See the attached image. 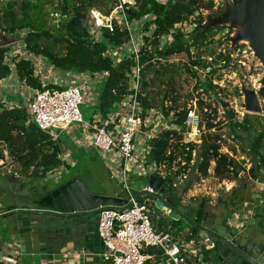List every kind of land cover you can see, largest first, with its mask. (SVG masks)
<instances>
[{
	"label": "built area",
	"instance_id": "2783aa9c",
	"mask_svg": "<svg viewBox=\"0 0 264 264\" xmlns=\"http://www.w3.org/2000/svg\"><path fill=\"white\" fill-rule=\"evenodd\" d=\"M157 1L164 4L168 0ZM125 5L132 6L134 1L116 0V6L107 15L91 9L85 15L83 23L86 24L92 43L101 41L103 30L113 33L116 27H120L127 33V40L124 43L108 46L102 54L103 57L111 59L113 66L122 59L133 62L127 75L126 92L112 104L110 111L102 113L94 110L91 118L84 121L79 108L81 104L87 102L89 105H96L99 94H90L89 86L99 79L103 80L107 75L104 71L62 72L46 61L47 71L68 75L67 78H63L64 86H57L56 89L54 85V88H49V85H53L51 79H43L45 73L37 66L42 57L25 51L22 42L26 30L18 31L15 36H11L12 41L9 44L11 48L9 47L4 56V64L10 71L7 76L0 79V110L24 107L25 124H35L40 131L48 134L52 141L58 138L59 131L69 126H80L83 129L88 140L87 147L100 155L109 180L119 188L113 196L126 201L123 206L101 207L97 211V235L105 249L104 261L108 264H207L205 255L215 250L214 238L204 232H198L191 239H187L190 232L185 228L188 235L180 238L179 234L182 231L170 224H166L165 229L156 228L150 217V208L158 209L154 201L143 194L151 189L143 187L136 191L130 187L131 182L141 178L148 179L152 175L161 178L172 188L180 186L184 188L192 183L193 177L201 176L198 168L202 160L201 137L214 131V128L206 129L205 121H202L196 109L191 107L184 109L185 114L182 115L180 123H177L179 116L177 114L180 111L171 109L167 112V109L153 110L143 106L141 97L145 95L142 91L143 64L140 63V56L145 47V38L152 39L154 30V25L151 24L145 31V23L154 17L144 16L129 21L125 14ZM54 15L65 20L67 18L58 13ZM189 20L176 24L168 33L159 36L158 48L171 43L177 30L187 40L194 28L192 25L190 29ZM16 43L20 46L18 49L14 46ZM20 60L31 62L34 75L41 82V89H33L24 79L18 78L15 64ZM210 70L211 68H208L204 71L203 76L211 72ZM202 84L198 85V89L206 91ZM17 92L21 95L20 103L6 98ZM196 98V101H202ZM209 116L210 122L214 124L218 122L217 118H212L214 115ZM231 120L232 123H241L243 116L234 115ZM164 132L170 133L168 147L164 158L157 162L150 158L151 142ZM230 137L234 138V135L231 134ZM217 143L221 145L220 139ZM5 152L6 150H3V158L0 159V175L21 180L23 178L21 167L14 159H9ZM220 152L222 151L219 149ZM226 152L232 156L228 150ZM57 158L60 164L45 172L44 179L51 181L58 179L66 171L67 166L74 165L68 151L59 153ZM227 168L233 171L234 165H228ZM249 169L250 166L247 167V170ZM0 264L21 262L16 254L6 253L0 255Z\"/></svg>",
	"mask_w": 264,
	"mask_h": 264
},
{
	"label": "rangeland",
	"instance_id": "374dc122",
	"mask_svg": "<svg viewBox=\"0 0 264 264\" xmlns=\"http://www.w3.org/2000/svg\"><path fill=\"white\" fill-rule=\"evenodd\" d=\"M25 1L26 0H0V12L3 13L4 7L7 6L8 3H14L16 6L15 11L17 12V7L25 3ZM31 1L40 6L38 10L40 11L41 17L45 20L47 30L50 33H53L55 29L62 28V26L65 25L66 20L64 18L52 13V9L60 5L58 0ZM210 1L213 3L212 9L200 10L202 11L203 24L205 22L212 23H210L212 31L209 43L206 46H200L198 48L192 47L190 49L191 59L202 61L203 67H193V71H197V74L195 76L192 74L190 71L191 68L188 67L190 66L187 60L188 57L184 53H181L172 56L167 62L161 61L155 57L154 62H151L153 69L143 75V81L147 82L143 94L146 95L147 93L149 108L153 110L167 109V112L172 109L181 112L185 108L191 107L194 110L196 109L201 120L204 119V116H207L203 114L205 112V114L216 115V121H218L217 123H219V125L214 128V131L209 132L208 135H213L215 133L222 135L220 137L221 155L238 165L239 177L235 182V188L227 192L230 193L233 191L235 193L234 196L227 195L225 191L229 189L228 180H219L215 177L212 172L213 166H211V164L209 169L210 172L208 171L209 173H207V176L193 177L191 180L192 183L189 184V188L186 191L182 192L183 187L181 186L176 188L171 187L177 198L184 201V205H186L187 202L189 203L188 206H183L186 207L188 211H191V209H194L200 203H204L206 208L211 207L212 202H217L216 204L220 205L222 201L226 203L227 201H233L232 205L234 206L242 205L246 200L245 193H247V198H249L250 193L248 191L250 186L255 182L258 176L257 170L255 169H258L257 166L261 165L260 161L264 160V96L262 94V90L264 89V66L259 57L255 55L250 41L246 39H236L244 28L243 24L230 21L223 23L213 22L216 17H212L214 16L211 15L212 12L223 9L224 7L227 8V1L233 2L238 0H201V5L208 6ZM104 9L105 8L102 7L100 10L104 11ZM58 15L60 14L58 13ZM188 23L190 29H192V25L195 26L192 19L189 20ZM2 27L0 26V36L6 37L8 41H12L11 35L3 33ZM42 45L54 52L62 51V45L55 43L52 39H43ZM14 46L17 49L20 47L17 43ZM9 47L11 48V45H9ZM148 47L150 51H153V46L149 45ZM208 68H211V72L203 76L202 73L207 71ZM205 80H210L212 83L213 88L209 91L198 89V85ZM56 89H58V87H56ZM244 91L253 92L257 110L251 111L246 108ZM163 95H166V97L163 98ZM196 97L202 100L203 105L200 106V101H196ZM221 103H226L227 108H222ZM79 108L84 117V121L91 117L92 111L90 110H96L95 107L87 103L81 104ZM213 110L215 113L212 112ZM227 110L233 111L234 115L247 117L249 125L246 127L250 126L249 129H252L250 135L261 140L257 148L258 156L251 149L255 140L248 138L247 132L244 129H239L237 131V136L229 130L231 129L232 118L227 116ZM231 134L234 135V138L230 137ZM60 141L67 145L69 150L73 152L74 159L76 160L74 165L70 167V173L66 178L78 174L79 178L94 194L111 196L119 190L116 184L109 180L104 164L97 152L92 150L83 152L81 148L74 144L70 136L66 135L64 132L61 134ZM0 148H4V145L1 144ZM227 150L232 156L227 154ZM5 153L8 154L9 159H12L7 150ZM261 163L262 165L260 167L264 170V162ZM249 166L250 170H254L253 174L250 171L247 172V167ZM23 175L24 177L28 176L24 174V172ZM31 178V181H33L37 177L31 175ZM263 181L262 179L261 182ZM48 182L50 184L51 180ZM49 184L39 181L37 184H33L37 185L35 186L36 190H29L35 187L30 183H23V193L18 196H12L7 191L9 189V184L6 182L5 177L0 176V188L5 189V192H7L0 195V202L3 207L12 208V212L14 210L13 208L20 207L21 205L35 206L34 200L37 201L40 199L37 192L49 187ZM261 188L257 187L256 183H254L253 189L255 191H260ZM234 211L235 210L231 206H227L225 219L229 223H238L239 221L234 219V215L232 214ZM261 214L264 213L259 211L258 215L261 216ZM12 215L13 214L10 216ZM161 215V211L150 208V217L153 225L158 229H165L167 225H161L158 221L154 220V217L159 218ZM43 216L50 217L48 215ZM7 217L9 216H5L4 220L7 219ZM94 217L95 214L90 216L89 220L92 222ZM44 224L49 226L56 225L62 228L66 235L68 231H71L74 227V220H72V218H60L56 216L55 219L48 218L44 221ZM182 226L188 228L186 224ZM184 228L179 229L182 231L179 234L180 238L188 235V232H186ZM247 229L252 231L258 229L256 232H261L255 235V237L258 238V236L263 233L264 225L252 222ZM230 231L235 235L239 234L236 231Z\"/></svg>",
	"mask_w": 264,
	"mask_h": 264
},
{
	"label": "trees",
	"instance_id": "16d2710c",
	"mask_svg": "<svg viewBox=\"0 0 264 264\" xmlns=\"http://www.w3.org/2000/svg\"><path fill=\"white\" fill-rule=\"evenodd\" d=\"M57 7L52 9V13H59L61 16H67L65 25L62 28L55 29L53 33L47 30L46 22L41 17L39 5L32 3L31 0H26L25 3L20 4L15 11V4L8 3L4 7L3 13L0 12V26L3 33L15 36L18 31L26 30V36L23 38V44L27 53L35 56H41L46 59L50 64L62 72H101L107 73L99 87V97L95 105L96 110L106 113L111 110L112 104L118 100L127 89L128 74L133 62L129 59H122L113 66L111 59L103 57V53L108 46L124 43L127 40V33L124 29L116 27L113 33L103 30L102 39L100 42L92 43L89 40V34L86 24L79 26L71 21V18L76 14L87 15L91 9H96L102 14L107 15L115 6L116 0H58ZM134 5H125V14L129 21L138 20L144 16H153L154 19L145 23V31L153 24L154 30L152 39L145 38V47L140 56V63L144 65L142 69L143 75L152 70V63L154 58L157 57L161 61L167 62L174 55L184 53L188 57V66L192 74L195 76L197 73L193 71V67H203L202 61L191 59L192 47L198 48L206 46L211 37L212 26L210 23L203 24V16L201 9H212L213 3L209 2L208 6H202L201 0H168L166 3L161 4L157 0H133ZM104 7V11L100 10ZM226 8L219 9L212 12V17L222 14ZM193 20L194 28L185 40L179 30L173 35V41L165 44L163 48H158V37L165 35L176 24ZM147 20V19H146ZM208 21V20H207ZM53 40L55 43L62 45V51L54 52L48 48L43 47L42 40ZM190 40V44L188 43ZM153 46V51L148 49V46ZM9 50V46H0V79L9 74L10 69L4 64V56ZM159 60V61H160ZM15 71L19 79H24L25 83L33 89H41V82L38 77L34 75L33 65L29 60H20L15 64ZM142 78V91L145 90L146 81ZM203 88L208 91L211 90L212 84L210 80H205L202 84ZM49 88H54V85H49ZM166 95H163L165 98ZM8 100H17L20 103L19 97L8 95ZM144 107H149L147 102V93L145 97H141ZM200 106L203 105L202 101L199 102ZM226 109L227 104L221 103ZM210 107V106H209ZM215 113V111H212ZM227 116L233 118L234 113L227 110ZM206 113V112H205ZM204 116L202 121H205L206 129H213L219 123L210 122L209 114ZM185 110L178 113L177 123H180L182 115ZM216 118V115L212 117ZM26 110L24 107L14 110H0V159L3 158V150H7L9 156L14 159L21 167L24 174H30L37 178L43 177L45 172L55 168L60 164L57 158L60 153V145L52 141L48 134L43 133L38 129L35 124H25ZM247 117H243L241 123H232L231 132L237 136L239 129H244L250 139H254L252 144V151L257 154V148L260 144V139L250 135V126ZM170 133L164 132L157 139L151 142L150 158L160 162L164 158V153L168 147V139ZM220 136L217 134L203 135L201 142V162L198 166L202 176H207V170L210 161H215L213 174L219 180L233 179L238 175V165L235 162L229 161L225 156L219 153L220 144L217 140ZM260 161V164L262 165ZM234 165V170L229 171L227 166ZM258 165L257 174L262 168ZM69 168V167H67ZM240 168V167H239ZM254 172L249 169L248 172ZM254 176V175H253ZM255 177V176H254ZM189 188L187 184L182 192ZM205 211V204L200 203L194 209L189 211L188 217L198 222L203 212ZM192 214V215H191ZM193 219V218H192ZM186 224L190 235L187 239H191L198 234L199 231L189 226L182 220L170 223L173 228L178 227L183 229L182 225ZM166 225V224H162Z\"/></svg>",
	"mask_w": 264,
	"mask_h": 264
},
{
	"label": "crops",
	"instance_id": "0c3cea01",
	"mask_svg": "<svg viewBox=\"0 0 264 264\" xmlns=\"http://www.w3.org/2000/svg\"><path fill=\"white\" fill-rule=\"evenodd\" d=\"M41 61L39 60L37 66L38 69L45 73L43 74L42 78H45L47 80L51 79L52 84L56 87L64 86L65 81H63V78H67L68 75H61L59 73L56 74L55 71H47L48 67L46 64H48V61L44 58H42ZM102 81L103 80L99 79L95 82V84H90V94L96 95L100 93L99 87ZM16 90L18 89H15V91ZM11 95L14 97L17 96L21 99V95L18 92ZM87 104L90 103L87 102ZM91 106L95 107L94 104H91ZM62 132L70 136L74 144L77 145V147L81 148L83 152L92 150L87 147L88 140L83 133V129L80 126H69L59 131L58 138L54 142L60 145V153H65L66 151L70 152L74 163L76 160L74 159L73 152L69 150L67 145L60 141ZM210 164L211 166H213V172L215 166L214 160L210 161ZM67 167L66 171H64L58 179L52 180L50 184L48 182L50 180H46L41 176L40 178H35L36 181H31L32 178L30 174H26L28 176L24 177L22 170L21 173L23 175V178L21 180L15 179L14 181H10L9 177L3 176L5 177L6 182L9 184V189L7 191L12 196H18L23 193V183H30L33 185L41 181L44 183H48L50 186L44 188L40 192H37V195L40 196V199L38 198L39 200L37 201L34 200L35 206L21 205L20 207L13 208L14 210L12 212V208L3 207L2 203L0 202V255L6 253L16 254L21 264H108L107 261H104L103 253L105 252V249L101 243L100 238L97 235V218L95 219L94 217L92 222L89 220L90 216L87 215L81 216V218L77 220L73 219L74 227L71 229V231L69 230L68 234L66 235L64 234L62 228L56 225L49 226L44 224V221H46L48 218L55 219L56 216L52 213H47L46 209L52 208L41 206L39 204V201L47 193L53 191L67 181L76 177L79 178L78 174H74L71 177L66 178V176L70 173V167ZM209 169L210 165L208 170ZM208 170L207 173L210 172V170L209 172ZM259 171L260 172L258 173V176L256 177L254 183H256L257 187L263 188H261L260 191H255L253 189L254 183H252L248 191L250 193L249 198H247V193H245L246 200L242 205L234 206L232 205L233 201H227V203L225 201H222V204L220 205H217V202H212L211 207H205V211L209 212L210 217L214 218L216 216H222L225 218L226 208L228 205L231 206L235 210L234 212H232V214L234 215V219L239 221L238 223H229L225 219L229 231L232 230L240 233L241 235L244 234L246 239L252 240L255 243L258 240L255 235L261 232H256V230L258 229L252 231L247 228L252 224V222L255 224L258 223L264 225V214H261V216L258 215L259 211H262L264 213V181L261 182L262 179L264 180V170H262L261 168ZM199 177H202V175ZM238 177L239 176L237 175L236 178L225 179L229 182V189L225 191L226 193L230 190H234L233 188H235V182L236 180H238ZM33 186L35 187L37 185ZM29 190H36V187L34 189L32 187V189ZM4 193H7L5 192V189L0 188V195H3ZM227 195L234 196L235 193L231 191L230 193H227ZM11 214L13 215L10 216ZM43 215H48L50 217H45ZM5 216L9 217L4 220ZM154 220L158 221L157 217L154 218ZM254 220L258 222H255ZM158 222L161 225L164 224L163 222ZM185 230L189 231L188 228H185ZM262 234L264 236V230ZM205 257H207V264H218L215 260L216 257L214 256V251L207 253Z\"/></svg>",
	"mask_w": 264,
	"mask_h": 264
},
{
	"label": "water",
	"instance_id": "95a60500",
	"mask_svg": "<svg viewBox=\"0 0 264 264\" xmlns=\"http://www.w3.org/2000/svg\"><path fill=\"white\" fill-rule=\"evenodd\" d=\"M227 2L228 7L226 10L216 16L213 22L230 21L243 24L244 28L236 39L250 41L255 55L259 57L264 66V0ZM71 21L83 26L85 15L76 13ZM10 43L11 41H8L6 37L0 36V46H7ZM244 94L246 108L251 111L257 110L253 92L244 91ZM262 94L264 96V89ZM251 133L252 129H250ZM9 179L14 181L12 177H9ZM130 187L136 191H140L143 187L150 188L151 191H146L143 194L154 201L156 208L162 213V218L174 221L182 220L197 231L212 236L216 246L214 256L220 264H264L263 234L258 236L256 243L246 239L245 235L240 233L236 236L229 231L224 217L216 216L212 218L209 216L208 211H204L201 219L196 222L195 219L188 217L164 199V192L169 185L157 176L152 175L148 179L141 178L131 182ZM125 203V200L114 196L92 193L77 177L50 191L39 201L41 206L53 209H46L47 213H52L60 218H72V220L77 215L91 216L97 213L101 207H118L125 205Z\"/></svg>",
	"mask_w": 264,
	"mask_h": 264
},
{
	"label": "flooded vegetation",
	"instance_id": "af4514ba",
	"mask_svg": "<svg viewBox=\"0 0 264 264\" xmlns=\"http://www.w3.org/2000/svg\"><path fill=\"white\" fill-rule=\"evenodd\" d=\"M89 189V188H88ZM90 190V189H89ZM91 191V190H90ZM92 192V191H91ZM93 193V192H92ZM163 197H164V199L167 201V202H169L171 205H173V206H175V207H177L181 212H183L185 215H187L188 213H190L187 209H186V207H183V206H188L189 205V203L187 202V204L186 205H184L185 203H184V201H182V200H179L178 198H177V196L175 195V192H174V190L171 188V187H168L167 189H166V191L164 192V195H163ZM96 215H97V213H95V219H96ZM192 215V214H191ZM56 216V215H55ZM79 218H81V216H79V215H77L76 216V218H74V219H79ZM193 219H194V217H192ZM95 221V220H94ZM159 221L160 222H164L165 224H170V223H173V222H175L174 220H170V219H164V218H162V217H160L159 218ZM177 221H179V220H177ZM216 260V262L218 263V264H220L218 261H217V259H215Z\"/></svg>",
	"mask_w": 264,
	"mask_h": 264
}]
</instances>
